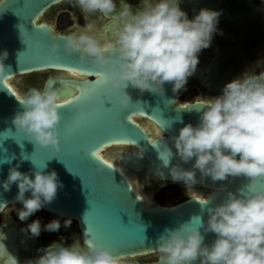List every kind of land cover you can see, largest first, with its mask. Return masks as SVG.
Listing matches in <instances>:
<instances>
[{
	"label": "clouds",
	"instance_id": "1",
	"mask_svg": "<svg viewBox=\"0 0 264 264\" xmlns=\"http://www.w3.org/2000/svg\"><path fill=\"white\" fill-rule=\"evenodd\" d=\"M73 3L85 15L108 16L117 8L116 0ZM119 4L115 15L120 26L114 39L102 43L97 35L81 31L64 37L63 48L78 51L82 62L104 68L100 77L125 107L130 102L129 87L163 94L165 83L170 82L173 92L184 89L197 69L199 53L220 31L217 26L221 10L202 7L189 18L180 0H141L136 11L127 0H119ZM59 48L60 44L53 42L48 56L59 57ZM8 55L7 49L0 50L2 78L6 77ZM60 97V90L54 87L28 88L16 96L20 109L11 116V123L30 141L58 149ZM196 105L202 106L197 109L198 123L184 124L172 137L178 157L169 167L172 182L182 183L188 192L205 178L215 182L244 176L248 178V190L228 191L222 202L202 208L201 212L207 213L206 220L196 215L194 223L185 221L166 229L157 241L158 264H264V186L254 187L264 177V64L257 61L249 65L242 75L224 84L221 94ZM168 153L165 165L173 156L171 150ZM24 159L21 156L15 166L9 167L0 186L9 191L14 183L17 185L15 201L22 207L15 211L21 221H28L56 199L63 182L54 169L44 171L34 166L30 171H21ZM181 161L193 163L185 168ZM212 198L199 202L209 205ZM71 223V217L63 221L64 227ZM60 227L59 219L42 224L36 218L21 231L38 237L42 230L53 232ZM209 232L215 236L206 243L204 234ZM98 240V236L83 243L76 240L70 246L53 241L37 250L40 255L23 264H124L120 256L98 244Z\"/></svg>",
	"mask_w": 264,
	"mask_h": 264
},
{
	"label": "water",
	"instance_id": "2",
	"mask_svg": "<svg viewBox=\"0 0 264 264\" xmlns=\"http://www.w3.org/2000/svg\"><path fill=\"white\" fill-rule=\"evenodd\" d=\"M58 1L60 0H0V50L7 49L9 53L5 60L8 66L5 70L6 77H0V181L7 177L9 167L15 166L21 156L25 158L20 164L21 171H30L34 166L44 171L54 169L63 182V187L58 190L53 202L39 210L48 213L53 219L71 217L76 221L83 242L92 240L95 237L92 235L95 234L99 237L96 242L107 246L114 255L122 257L156 251L157 241L166 229L185 221L194 223L192 218L196 215H202L206 220L207 213H202L201 209L222 202L228 191H247L248 178L238 176L215 182L205 178L203 183L196 185L203 189L197 193L202 199L212 196L209 205H202L192 192L172 205H158L156 202L146 205L116 167L109 163L107 164L111 168L105 165L103 162L106 161L99 155L100 159L92 156L93 151L97 153L108 144L127 143L132 146V150L118 151L116 155L130 166L144 167L140 171L146 187L151 188L153 183L158 185L172 181L169 167L178 160L172 137L178 135L184 124L198 123L197 109L202 106L193 104L202 101L188 103L189 107L181 108L177 93L172 91V84L166 82L163 94L140 92L139 89L129 87L127 92L130 102L126 107L121 105L107 82L102 79L92 83L100 73H104V68L82 62L78 51H66L63 44L67 35L54 32L47 23H35L38 15ZM215 9L221 10V14L231 19L223 9ZM38 24L47 25L48 29H38ZM53 42L60 44L59 57L48 56ZM213 66L216 68L215 64ZM69 67L77 68L75 71L82 70L81 73L87 74L86 78L76 79L53 73L47 75L37 87H54L61 91L64 81H70L73 86L77 89L80 86L82 90L102 86L111 94V109L106 110L98 102L85 103L77 116L79 125L75 126L73 121H66L68 109L72 106H60L62 119L58 124L59 148L40 146L30 141L26 134L18 132L11 123L10 118L20 109V105L17 95L5 80L14 77L17 86L24 93L27 90L24 79L29 74L70 70ZM216 81H220L215 84L221 90L227 82L225 78ZM106 107H110V103H106ZM134 114L152 120L166 134H151L144 130L140 125L142 122L139 124L131 119ZM117 139L134 143L112 141ZM165 149L173 153L168 165H165L161 157V152ZM181 163L185 168H190L193 161ZM155 179L158 182L153 181ZM260 186H264V177L259 178L254 185ZM17 192L15 183L9 191H4L0 186V213L10 204L22 206L15 201ZM204 235L206 243H211L215 236L211 232ZM123 261L124 264H140L132 260Z\"/></svg>",
	"mask_w": 264,
	"mask_h": 264
},
{
	"label": "flooded vegetation",
	"instance_id": "3",
	"mask_svg": "<svg viewBox=\"0 0 264 264\" xmlns=\"http://www.w3.org/2000/svg\"><path fill=\"white\" fill-rule=\"evenodd\" d=\"M116 2V10L112 15L105 16L100 13L85 15L75 6L73 0H60L43 11L37 22L47 23L52 26L54 32L64 35L89 31L101 38V33H103L104 39H101V42L107 43L114 39L120 26V20L115 15L119 11L120 4L119 0ZM127 3L132 6L133 11L141 6V0H127ZM180 7L187 12L189 18H192L194 13L202 7L211 9L219 7L233 19L231 20L223 14L220 15L217 26L220 31L214 34L211 45L199 53V63L195 74L188 78L185 88L177 93L179 103L203 102L210 97L219 95L222 90L216 88L215 81L220 80V78L230 81L236 76L242 75L246 67H238L241 59H254L253 65L257 61L264 63V0H180ZM62 13L66 14L70 26L55 30L56 23L53 19ZM89 25L92 27L89 28ZM213 64L216 65L215 69H213ZM256 71L258 72L259 68ZM189 88L191 92L187 91ZM185 93L188 96L184 99L181 98ZM145 119L154 123L148 118ZM158 133L166 134L160 129ZM153 181L157 182V179ZM164 183L174 182L167 181L161 184ZM161 184L153 183L151 188L155 189ZM175 184L183 189L181 198L175 202L177 203L191 192H187L182 183ZM194 188L198 192L203 191L199 186H194ZM20 207L22 206L10 204L0 213V264H23L25 260L40 255L37 250L53 241L62 242L66 246H70L76 240L83 243V237L80 236L76 221L73 219L68 227H64L65 218L61 220V227L58 231L42 230L38 237L27 236L21 231L27 223L40 218L41 223L46 224L53 218L48 213L37 210L29 217L28 221H21L15 211ZM61 238H63L62 241ZM8 240L10 242H7ZM121 258L140 264H153L158 262V253L157 251L141 252Z\"/></svg>",
	"mask_w": 264,
	"mask_h": 264
},
{
	"label": "bare ground",
	"instance_id": "4",
	"mask_svg": "<svg viewBox=\"0 0 264 264\" xmlns=\"http://www.w3.org/2000/svg\"><path fill=\"white\" fill-rule=\"evenodd\" d=\"M42 14V13H41ZM40 14V15H41ZM40 15H38L35 18V23L39 19ZM51 26V25H50ZM51 29L52 26H51ZM222 69V67H220ZM219 68V69H220ZM56 73L64 74L66 77H72L70 70L68 69H62V70H56ZM81 76L86 78L87 74L81 73ZM16 79L14 77H8L5 81L9 85V87L13 90V92L18 96L23 94L20 87L16 84ZM69 97L65 96L64 99H68ZM131 119L135 122H142L140 124L144 130L149 131L151 134H155L159 132L158 127L151 121L144 119L138 114H134ZM132 150V146L127 143H116V144H108L107 146L103 147L101 150L97 152V154L107 163L111 164L112 166L116 167L127 179L129 182L131 188L136 192V194L145 202L146 205L155 204L153 200L154 192L155 190L146 187V184H144L142 180V171L144 167H133L127 164L124 160H120L116 153L118 151H129ZM158 182V180H157ZM160 183V182H159ZM154 190V191H153ZM190 192H192L195 196L202 199V196L199 195L197 192L198 190L193 188ZM174 204V203H173ZM159 205V204H158ZM172 205V204H171ZM56 219H59L60 221L64 218L58 217Z\"/></svg>",
	"mask_w": 264,
	"mask_h": 264
},
{
	"label": "snow or ice",
	"instance_id": "5",
	"mask_svg": "<svg viewBox=\"0 0 264 264\" xmlns=\"http://www.w3.org/2000/svg\"><path fill=\"white\" fill-rule=\"evenodd\" d=\"M92 26L89 25V28H91ZM36 28H47V25H40L38 24L36 26ZM101 39H104V34L101 33ZM70 69V73L71 76L76 78V79H83V77L81 76V71H75V69L77 68H73V67H69ZM102 77H98L94 82L96 81H101ZM61 106H67V105H71L72 107L68 109V114L66 116V121H73L75 126L79 125V120L77 118L78 113L81 109V107L85 104V103H100L106 110L111 109V94L102 86H96L94 88H90V89H83L79 86V88L77 89L75 86H73L71 84L70 81H64L61 84ZM67 96L69 97L68 99H64V97ZM106 103H110V107H106ZM193 105H196L195 103ZM190 105L187 104H182L180 105L181 108H187ZM129 119V117H128ZM112 141H125V142H132L130 140H123V139H117V140H112ZM92 156L100 159L98 157V154L93 151L91 153ZM169 153L168 150H164L161 152V157L163 160H166L168 157ZM105 165L109 166L111 168L110 165L107 164V162H103ZM139 198V197H138ZM141 199V198H140ZM200 199V198H198ZM203 200V199H200ZM92 236H97L95 234H93Z\"/></svg>",
	"mask_w": 264,
	"mask_h": 264
},
{
	"label": "rangeland",
	"instance_id": "6",
	"mask_svg": "<svg viewBox=\"0 0 264 264\" xmlns=\"http://www.w3.org/2000/svg\"><path fill=\"white\" fill-rule=\"evenodd\" d=\"M53 17V15H52ZM54 18V17H53ZM55 21V30L57 29H65L70 26L69 20L66 16V14L62 13L57 18L55 17L53 19ZM255 63L254 59H241L238 63V67H247L249 65H253ZM264 64V63H263ZM214 65V64H213ZM215 69V66H213ZM56 73V71H43V72H37V73H31L24 79V85L26 86V89L30 87H37L38 83H41L45 77L49 74ZM215 83H220V81H215ZM187 91L191 92V89L189 88ZM188 94H184V96H181V98L184 99V97H187ZM156 192L153 196L154 202L161 204V205H171L178 201L181 198V192L183 191L182 187L175 183H164L161 184L159 187L154 189ZM153 190V191H154Z\"/></svg>",
	"mask_w": 264,
	"mask_h": 264
}]
</instances>
